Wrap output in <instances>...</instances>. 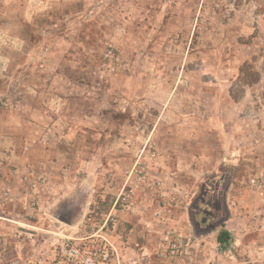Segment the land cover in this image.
I'll use <instances>...</instances> for the list:
<instances>
[{
	"label": "rangeland",
	"instance_id": "374dc122",
	"mask_svg": "<svg viewBox=\"0 0 264 264\" xmlns=\"http://www.w3.org/2000/svg\"><path fill=\"white\" fill-rule=\"evenodd\" d=\"M256 10L0 0V264H264ZM222 119L235 161L215 156Z\"/></svg>",
	"mask_w": 264,
	"mask_h": 264
},
{
	"label": "crops",
	"instance_id": "0c3cea01",
	"mask_svg": "<svg viewBox=\"0 0 264 264\" xmlns=\"http://www.w3.org/2000/svg\"><path fill=\"white\" fill-rule=\"evenodd\" d=\"M251 15L253 16V20L256 21V24L254 25L255 28L259 27V25H260L259 20H260V17L264 16L263 13L261 11L256 10V11H253V13ZM257 23H258V25H257ZM251 59L254 60L256 63H262V64L264 63V56H263V54L261 55V53L253 54ZM259 69H260V75H259L260 81L259 82H261L264 78V67L262 66ZM259 82L255 83V84H251V85L249 83L244 84V86L246 87L245 90L243 91V95H244L245 100L247 99L248 96H250L251 98H256V99L264 97V92H260V88L258 89V87L260 86ZM228 104L229 103L227 102V105ZM262 106L263 105L261 104V107H259L258 111H257L258 116L256 117V119L258 118L259 120L257 121V124H256L257 127L255 128V131H257V132L260 131L263 133L262 135H264V106L263 107ZM237 116H239V118L237 117V119H239V120L242 119V118H240L239 113H237ZM224 121L225 120H223V119L218 120L214 126H211L214 124L213 122L211 125L207 124L209 126V130L212 132V127L215 128L219 134V137H220L219 142H220V145L222 147V150H220L219 153H216L217 155H215V156L218 157V155H219L220 156L219 158H221V160H224V161H235V160H237V158L241 157V153H245L244 152L245 149H243V147H245L246 143L245 142L243 143L241 140V139H244L243 136H241V134L239 135L237 130H236V132L232 133L233 131H235V130H233L232 125L225 124ZM245 125H247V124H245ZM237 126L242 127V129L244 128V124H240V125L236 124L235 127H237ZM249 130L250 129H247L246 132L249 133ZM229 136H230V138H229ZM258 143L260 144L259 141H258ZM262 146H264L263 142H262ZM256 152L257 151H255V153ZM222 153H226V156L224 154L222 155ZM259 154H262V152L258 151V153H256L255 156L257 157V159H259V157H260ZM191 156H193V157L191 158ZM215 156L212 155V153H208L205 156V158H207V160H211ZM255 156H252V158H254ZM197 158L198 157H196L195 153H192V154L189 153L187 156V161L189 160L190 162H192L191 161L192 159H197ZM193 222H195V220H193Z\"/></svg>",
	"mask_w": 264,
	"mask_h": 264
},
{
	"label": "trees",
	"instance_id": "16d2710c",
	"mask_svg": "<svg viewBox=\"0 0 264 264\" xmlns=\"http://www.w3.org/2000/svg\"><path fill=\"white\" fill-rule=\"evenodd\" d=\"M231 240L232 237L227 230L221 229L218 231L216 241L221 249L227 247Z\"/></svg>",
	"mask_w": 264,
	"mask_h": 264
},
{
	"label": "built area",
	"instance_id": "2783aa9c",
	"mask_svg": "<svg viewBox=\"0 0 264 264\" xmlns=\"http://www.w3.org/2000/svg\"><path fill=\"white\" fill-rule=\"evenodd\" d=\"M127 197H129V194L123 196V200H124V201H127ZM172 252H174V250H172Z\"/></svg>",
	"mask_w": 264,
	"mask_h": 264
},
{
	"label": "flooded vegetation",
	"instance_id": "af4514ba",
	"mask_svg": "<svg viewBox=\"0 0 264 264\" xmlns=\"http://www.w3.org/2000/svg\"><path fill=\"white\" fill-rule=\"evenodd\" d=\"M197 222V221H196ZM195 222H193V224H194ZM220 224V223H219Z\"/></svg>",
	"mask_w": 264,
	"mask_h": 264
}]
</instances>
